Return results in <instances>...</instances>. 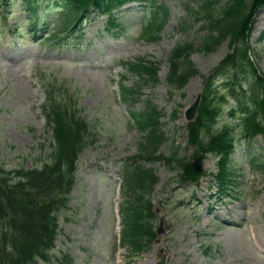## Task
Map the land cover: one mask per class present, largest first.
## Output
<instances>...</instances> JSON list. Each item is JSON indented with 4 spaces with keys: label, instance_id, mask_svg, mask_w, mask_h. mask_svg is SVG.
Listing matches in <instances>:
<instances>
[{
    "label": "rangeland",
    "instance_id": "1",
    "mask_svg": "<svg viewBox=\"0 0 264 264\" xmlns=\"http://www.w3.org/2000/svg\"><path fill=\"white\" fill-rule=\"evenodd\" d=\"M155 1L168 9L167 23L158 40L140 37L146 9L140 2L119 9L114 14V26L105 15L93 13L79 32L82 38L77 46L51 47L34 41L27 27L30 12L21 0H15L6 11L0 9V13L5 11L3 18L9 26V32L3 31L0 24V167L32 168L45 161L51 132L44 126L40 109L45 101L43 87L53 89L59 99L71 97L99 138L79 156L75 186L67 208L58 216L55 247L49 258L38 264H59L64 255L74 264H264V257L255 248L256 241L264 246L261 136L253 139L250 148L240 141L231 154L235 190L227 198H222L212 181L217 158L210 155L203 159L204 175L198 185L180 183L179 165L164 160L145 164L158 177L149 198L157 209L154 224L157 227L161 221L162 232L147 252L133 255L128 246L114 250L117 209H121L122 227L129 202L124 188L122 195L119 189L120 164L137 154L144 137L143 132L129 125L122 115L124 106L115 101L117 80L121 72L124 74L117 64L138 57L159 64L158 83L141 90L138 100L130 99L127 107L137 113L145 110L148 103L154 105L161 114L165 138L159 153L168 156L178 149V156L189 162L197 152L188 141L185 108L203 91L206 77L230 53L226 40L212 53L195 49L191 60L198 75L182 89L168 83L167 57L171 49L200 36L199 25L189 24L187 32L177 28L178 20L187 18L184 0ZM38 6L42 16L38 26L46 25L44 33H49L62 9L47 5L45 0H39ZM263 31L264 8L255 18L250 42L252 59L264 75V39H260ZM126 76L125 86L132 88L137 79ZM223 76L215 82L218 88L226 78ZM226 100L214 129L229 124L236 131L239 113L231 116L229 110L235 102L228 95ZM235 134L238 136V131Z\"/></svg>",
    "mask_w": 264,
    "mask_h": 264
},
{
    "label": "trees",
    "instance_id": "2",
    "mask_svg": "<svg viewBox=\"0 0 264 264\" xmlns=\"http://www.w3.org/2000/svg\"><path fill=\"white\" fill-rule=\"evenodd\" d=\"M57 1L63 8L60 29L54 31L47 41L64 40L59 34L71 25L76 24L77 27L91 9L108 15L111 20L114 10L134 0ZM192 1H195L193 6L189 4ZM22 2L32 15L37 16L35 5L38 0ZM10 4L11 0H0V8H7ZM263 7L264 0H186L184 10L187 18L181 21L180 29L187 32L188 23L201 21L206 23L208 34L202 31L201 38L177 44L168 58V82L180 89L198 74L190 60L192 51L196 49L207 54L215 51L223 41L229 42L231 52L204 83L198 116L188 124L190 144L204 155L219 158L216 178L220 193L225 192L231 182L230 154L238 140L234 127L229 124L214 129L220 104L226 101V97L218 88L212 89L213 81L223 70V73L229 74L225 87L236 102L229 114L240 113L237 127L239 138L252 140L258 134L264 136V75L259 73L250 57L253 21ZM167 17V9L162 5L156 6L152 22L148 25L151 31L146 30L145 35L151 40L158 39ZM127 68L137 75L139 82L132 89L124 88V95L136 100L141 87L157 82L158 64L137 58L128 62ZM45 109L52 132L50 151L45 161L32 168L0 167V264H37L38 259H48V253L56 243L58 216L61 210L67 208L76 183L77 160L88 145L98 140V133L91 128L88 120L82 116L81 108L71 97L59 99L50 89ZM156 113L150 107L137 114L140 130L146 136L139 144L137 154L131 157L129 164H124L123 169L125 198L129 202L124 210L121 242L133 254L148 251L155 238L151 222L153 208L147 195L151 193L157 178L152 169L145 168L140 162L164 159L170 165H179L184 173L183 182H196L200 176L188 161L178 156V149L169 157L156 155L165 140ZM92 118L96 119L94 116ZM59 263L73 264V260L64 255Z\"/></svg>",
    "mask_w": 264,
    "mask_h": 264
},
{
    "label": "water",
    "instance_id": "3",
    "mask_svg": "<svg viewBox=\"0 0 264 264\" xmlns=\"http://www.w3.org/2000/svg\"><path fill=\"white\" fill-rule=\"evenodd\" d=\"M199 102H200V96H198L196 98V100L193 102V104L187 108L186 110V120L187 121H192L196 115V112H197V109H198V106H199ZM192 166L194 167V169L197 171V172H200L201 169H202V165H201V162H200V158H196L194 160V162L192 163ZM162 232V228H161V225L158 227L157 229V233L160 234Z\"/></svg>",
    "mask_w": 264,
    "mask_h": 264
}]
</instances>
